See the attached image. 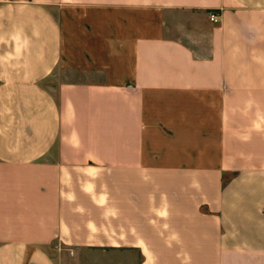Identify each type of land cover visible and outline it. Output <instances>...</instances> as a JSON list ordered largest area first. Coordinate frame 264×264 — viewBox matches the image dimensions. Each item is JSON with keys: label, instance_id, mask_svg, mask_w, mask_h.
<instances>
[{"label": "crops", "instance_id": "1", "mask_svg": "<svg viewBox=\"0 0 264 264\" xmlns=\"http://www.w3.org/2000/svg\"><path fill=\"white\" fill-rule=\"evenodd\" d=\"M52 245L264 264V0H0V264Z\"/></svg>", "mask_w": 264, "mask_h": 264}, {"label": "rangeland", "instance_id": "2", "mask_svg": "<svg viewBox=\"0 0 264 264\" xmlns=\"http://www.w3.org/2000/svg\"><path fill=\"white\" fill-rule=\"evenodd\" d=\"M52 85V84H50ZM225 180L224 182L226 181V178L227 176H224ZM52 249V254L54 256H56V258H58L60 260V262H62V264H80L79 261L80 259H84V260H88V261H92V262H95V264H98L100 262H104V263H109L110 261L112 263H116V261H119V262H124L127 263L129 262L130 263V258H128L125 254H123L122 256L119 257L118 254H111V253H96V252H93V253H85L83 254V258L82 257H79L76 255V257L74 256V254L72 252H61V251H57V250H54V245H52L50 247ZM140 260V259H139ZM137 259V255H133V262L134 263H137L139 261Z\"/></svg>", "mask_w": 264, "mask_h": 264}, {"label": "built area", "instance_id": "3", "mask_svg": "<svg viewBox=\"0 0 264 264\" xmlns=\"http://www.w3.org/2000/svg\"><path fill=\"white\" fill-rule=\"evenodd\" d=\"M218 16L217 15H213V16H211V20L213 21V22H218Z\"/></svg>", "mask_w": 264, "mask_h": 264}]
</instances>
